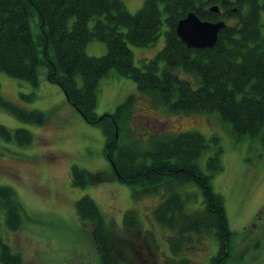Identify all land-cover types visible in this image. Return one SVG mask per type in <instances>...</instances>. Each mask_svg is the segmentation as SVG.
Returning <instances> with one entry per match:
<instances>
[{
	"label": "trees",
	"instance_id": "16d2710c",
	"mask_svg": "<svg viewBox=\"0 0 264 264\" xmlns=\"http://www.w3.org/2000/svg\"><path fill=\"white\" fill-rule=\"evenodd\" d=\"M164 1L161 9L160 2ZM219 11H212L213 5ZM264 0H145L131 13L123 0H0V70L9 76L39 86V68L47 67V80L59 84L68 102L84 118L102 127L105 154L115 165L114 176L131 184L133 197L164 192V199L154 210V219L174 232L170 237L173 256L165 264H192L179 256L183 246L192 242L193 233L214 232L221 244L212 264H227L234 232L230 229L223 197L214 191L212 176L222 170L221 147L209 157L210 174L198 164V158L210 147L199 131L172 133L162 130L144 137L131 126L137 103L147 100L152 108L167 107L170 112L215 113L231 123L237 137L245 135L264 139V34L261 11ZM194 11L203 20H224L217 43L211 48H188L176 32L180 19ZM37 13L40 32L35 36L31 18ZM165 13V18H164ZM97 19L93 28L89 21ZM73 19L72 25H70ZM233 19L234 21L230 22ZM167 24L166 44L149 62L136 66L129 43L153 45ZM123 27L126 31H123ZM93 40L106 43L107 53L91 56L86 47ZM165 66L160 73V64ZM182 68L194 76L197 86L174 71ZM133 79L137 93L131 94L115 111L96 113L99 83L111 70ZM33 95H23L27 99ZM0 109L20 120L43 125L46 115L26 110L1 94ZM0 136L21 145L31 144L32 133L19 128L15 132L0 124ZM215 141L217 137L213 138ZM107 173L89 175L72 167V184L84 187L106 181ZM194 182L202 190L203 210L186 212L185 197L177 188ZM0 202L6 207V222L17 230L22 224L15 191L0 186ZM80 218L94 227V238L102 264H123L109 228L95 200L82 196L76 202ZM128 231L140 229L137 211L124 217ZM0 259L6 264H21L0 236Z\"/></svg>",
	"mask_w": 264,
	"mask_h": 264
},
{
	"label": "rangeland",
	"instance_id": "374dc122",
	"mask_svg": "<svg viewBox=\"0 0 264 264\" xmlns=\"http://www.w3.org/2000/svg\"><path fill=\"white\" fill-rule=\"evenodd\" d=\"M123 1L131 13H136L145 2ZM160 7L163 9L164 1L160 2ZM99 18L104 16L93 17L89 27L93 28ZM72 22L73 19L70 25ZM261 22L264 34V9ZM31 29L35 36L40 32L36 12L31 18ZM167 29L164 22L159 38L151 46L128 44L136 66L149 62L162 50ZM86 51L91 56H101L107 53V45L93 40ZM164 66L161 62L160 73ZM174 72L197 86L194 76L181 67ZM39 79V86L34 87L29 81L0 70L2 96L26 110L42 111L47 119L45 124L38 125L0 109V124L14 132L25 128L33 135L28 145L0 136V186L15 191L22 214L21 226L17 230L10 229L6 207L0 202L2 240L21 256V264H102L93 224L80 218L76 210L77 200L87 195L97 203L123 264H165L169 258L176 257L170 245L174 232L154 219V210L164 199L163 190L135 200L134 187L114 176L112 163L104 151L106 138L102 127L88 122L68 102L61 86L47 80L46 66L39 68ZM134 93H137L136 82L113 69L99 83L95 111L100 116L111 113ZM33 94L29 99L23 97ZM131 126L144 137L165 129L172 133L201 132L210 147L198 158V164L208 174L209 157L221 147L222 170L213 174L212 186L224 199L229 226L234 232L227 264H264L263 137H237L231 123L222 120L217 112H170L167 107L152 108L142 99L137 103ZM73 166L87 170L91 176L107 173L108 177L103 182L76 187L71 178ZM177 190L186 199V212L204 209V195L196 183H186ZM130 209L137 211L140 220V229L135 232L128 231L124 224L125 214ZM190 236L193 243L185 244L177 257H187L192 264H212L221 248L216 234L204 232ZM0 264L6 263L0 259Z\"/></svg>",
	"mask_w": 264,
	"mask_h": 264
},
{
	"label": "water",
	"instance_id": "95a60500",
	"mask_svg": "<svg viewBox=\"0 0 264 264\" xmlns=\"http://www.w3.org/2000/svg\"><path fill=\"white\" fill-rule=\"evenodd\" d=\"M210 9L218 12L219 6L215 4ZM225 26L224 20H203L196 12L191 11L178 21L176 32L188 48L205 49L211 48L217 43L219 32ZM112 166L115 169L113 162Z\"/></svg>",
	"mask_w": 264,
	"mask_h": 264
},
{
	"label": "crops",
	"instance_id": "0c3cea01",
	"mask_svg": "<svg viewBox=\"0 0 264 264\" xmlns=\"http://www.w3.org/2000/svg\"><path fill=\"white\" fill-rule=\"evenodd\" d=\"M96 46L95 45H92V48H95Z\"/></svg>",
	"mask_w": 264,
	"mask_h": 264
}]
</instances>
